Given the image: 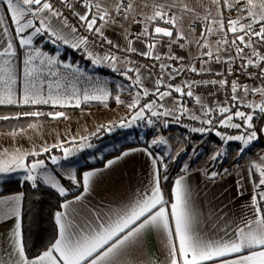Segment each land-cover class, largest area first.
Listing matches in <instances>:
<instances>
[{
  "label": "snow or ice",
  "instance_id": "1",
  "mask_svg": "<svg viewBox=\"0 0 264 264\" xmlns=\"http://www.w3.org/2000/svg\"><path fill=\"white\" fill-rule=\"evenodd\" d=\"M45 35L124 79L112 88L93 82L75 62L60 59L59 50L49 55L35 46ZM110 101L125 109L118 123L40 145L29 135L42 119L69 120V108H107ZM138 121L153 130L175 125L185 131L171 138L176 147L158 133L102 169L61 164L95 147L90 137ZM5 125L10 131L0 138L9 146L0 144V174L23 170L32 191L54 189L61 203L52 235L36 247L25 229L30 195H0V222L8 224L0 232V264H264V155L240 166L264 136V0H0ZM192 134L201 145L211 143L204 139L209 134L219 139L203 175L236 177L237 196H249L239 216L201 210L189 181V162L202 155ZM134 153L148 163L139 182L106 202H86L104 172ZM182 154L187 159L174 175ZM224 159L236 160L232 171L217 172L212 166ZM46 161L61 171L49 170ZM153 236L158 255L147 251Z\"/></svg>",
  "mask_w": 264,
  "mask_h": 264
},
{
  "label": "rangeland",
  "instance_id": "2",
  "mask_svg": "<svg viewBox=\"0 0 264 264\" xmlns=\"http://www.w3.org/2000/svg\"><path fill=\"white\" fill-rule=\"evenodd\" d=\"M46 40L48 38H45ZM50 42V41H49ZM53 46V45H52ZM56 48V51L59 50L60 55L63 53L64 48L61 47V43L58 45H54ZM56 54V53H55ZM53 54V55H55ZM50 55V54H49ZM89 61V59H87ZM69 62V61H67ZM78 66L83 68V70L90 76H93L94 80L93 82H96V78H99L100 82L107 81L108 86L110 88L114 87L115 81L120 79L118 74L108 76L100 71L101 66H94L93 64L89 63H76ZM61 71H65L63 68ZM124 79V78H123ZM81 84L83 86H88L87 82L81 78ZM121 108L117 105H109L107 108L99 107L94 110H83L79 114L69 115V120H59L51 122V123H39L38 128L36 129L35 133H33L31 130L29 131V135L33 136L34 142L36 145H40L41 143H54L57 139H64L65 137L70 138L72 135H74L70 131V127L72 125H77L81 128L80 134L81 135H88L91 132L95 131L97 127L100 125H107L112 122H119L121 118V112H119L117 109ZM104 112V113H103ZM124 117V115L122 116ZM119 128H117L113 132H107L108 135L104 136L102 135L103 132L99 134L97 139L95 137H90L91 142L95 144V147L91 149H85L75 157L70 158L66 161H61V164L65 167H73L78 170V168L82 165H85L87 163L93 162L96 159L100 158L103 154L115 150L117 147H119L122 143L126 142L129 138V133L127 131H118ZM158 129V128H157ZM117 131V132H116ZM185 130L176 127L175 125L171 126L170 129L165 130L163 128H159V131L154 135V137L159 133L166 135L170 137V143L173 145V147H176L177 141L175 139H171L174 137L179 136L182 132ZM116 132V133H114ZM111 133V134H110ZM137 133L134 134L136 137ZM185 135L187 133L185 132ZM141 137H144L143 135H139L136 139H141ZM206 141H210L211 143L203 144L201 145L199 143V140H196L197 147L200 149L202 155H200L197 159H195V167L202 168L205 171H210L209 168V157L213 154V150L217 147L219 143L214 142L210 139L209 136L204 137ZM23 145H28L27 143L21 142ZM7 146L8 143H7ZM18 146V145H16ZM163 147V146H162ZM185 147H188L185 145ZM232 148H238V144H232ZM31 148V146L29 147ZM58 152V153H57ZM57 155H60L61 153L59 150H55V153ZM258 155H264V147L259 145L258 141L253 145L252 150L248 152V155L243 157L240 161V166H245L249 163V160H257ZM95 157V158H93ZM187 158L181 155V157L178 159L179 164L181 160H186ZM48 166H50L48 169L50 170L53 168V170L56 172H60L61 169L57 166L51 165L50 161H46ZM190 163V162H189ZM236 163L235 159L229 160L224 159L221 160L220 163L213 165L212 167L217 171L221 172L223 169L227 168L229 171H232L233 165ZM24 172H16V173H10L7 174L6 177L8 178H14L16 176H23Z\"/></svg>",
  "mask_w": 264,
  "mask_h": 264
},
{
  "label": "crops",
  "instance_id": "3",
  "mask_svg": "<svg viewBox=\"0 0 264 264\" xmlns=\"http://www.w3.org/2000/svg\"><path fill=\"white\" fill-rule=\"evenodd\" d=\"M53 24L56 25V21L53 20ZM67 34V33H66ZM69 38L75 42L77 39L76 36L69 35ZM115 39V37H112ZM47 41H50L49 38ZM61 43V47L65 46L62 42H58L59 45ZM55 44V45H57ZM53 45V44H52ZM54 46V45H53ZM88 59V57H87ZM103 68V67H100ZM123 80L120 78L116 80L114 83L118 84ZM121 112V115H125V109L123 107L117 109ZM104 113V112H103ZM121 116V118H122ZM118 131H127L129 133L127 141H141L145 144H148V140L159 131L158 129L153 130L150 126H147L144 122L138 121L136 125L132 128H119ZM137 133L136 137L134 134ZM139 135H143L142 139H136ZM7 143L3 138H0V144H3L7 147ZM142 147V146H139ZM114 159V158H113ZM50 166H48L49 168ZM243 167V166H242ZM148 168L147 158L142 153H134L125 157L124 159L118 161L115 165H113L110 169H107L103 174L102 182L95 192L90 194L86 198V202H90L91 204H96L99 201H107V198L113 196V194H119L123 189L128 186L137 184L139 182V177L141 174L146 173ZM102 169V168H98ZM50 170H53L51 168ZM94 170V169H91ZM18 171V172H22ZM205 170L202 168H196L192 171V175L189 177L190 183L193 185L197 192V199L201 210L208 212H216L220 215H224L225 213L228 216L236 215L239 216L242 214L244 209V204L249 199L248 195L243 197L237 196L236 184L234 175L223 176L216 181L207 180L203 172ZM7 174H0V191L2 189V184L9 180L19 179L23 181L22 176H16L14 178L6 177ZM16 194V193H15ZM9 194V195H15ZM2 195V196H9ZM0 232H3L7 227V223L0 222ZM158 241L153 236L149 238L148 241V250L151 253L157 252Z\"/></svg>",
  "mask_w": 264,
  "mask_h": 264
},
{
  "label": "trees",
  "instance_id": "4",
  "mask_svg": "<svg viewBox=\"0 0 264 264\" xmlns=\"http://www.w3.org/2000/svg\"><path fill=\"white\" fill-rule=\"evenodd\" d=\"M45 38H49V37L45 35L43 37V40L40 41V43L35 46L41 47L43 51L48 52L50 55L55 54L56 48L52 46V44L49 41H47ZM60 59L62 60L66 59V61L75 62V63H89V61L87 60V55L84 51L73 49L70 46H65V50L60 55ZM100 71L108 76L116 75L112 73L110 69L104 67L100 68ZM112 104L114 106L116 105L114 102L110 101L109 105ZM99 107H103V105L99 103H93L92 105L89 106H82V109L69 108L66 111L68 115H74V114H79L83 110H94ZM44 110L47 111L50 109L45 108ZM51 122H54V120L42 119L41 121V123H51ZM5 131H10V129H8L6 125L0 127V132H5ZM102 132H103L102 135L104 136L108 135L107 132L105 131ZM97 137H95V139H97ZM209 137L212 141L219 143V139L217 137L214 136H209ZM189 138L194 140H199L197 134H192ZM258 143L259 145L264 147V136H262L259 139ZM138 146H147V144L139 140L126 141L122 143L119 147H117L115 150H111L103 154L100 158L96 159L95 161L80 166L78 170H91V169L103 168L104 163H106L108 159H113L116 156L120 155L121 152ZM179 167H180L179 160H177L176 164L172 165V170L174 175L178 174ZM189 168L191 171H194L196 169L195 160L189 163ZM20 191H24L28 193L31 197V205H30L31 211L27 214L25 220V229L26 231H28L31 237V243L36 247H40L50 238V236L53 233L55 227L53 214L55 213V211L58 210L59 204L61 203V199L56 194L54 189H49L46 186H44L41 188L39 192H35L29 188L28 183H26L25 181H21L19 179H14L4 182L2 184L0 195L15 194ZM36 197H39V199L37 200Z\"/></svg>",
  "mask_w": 264,
  "mask_h": 264
},
{
  "label": "built area",
  "instance_id": "5",
  "mask_svg": "<svg viewBox=\"0 0 264 264\" xmlns=\"http://www.w3.org/2000/svg\"><path fill=\"white\" fill-rule=\"evenodd\" d=\"M69 20H70V22L72 23V24H75V20H73L71 17H69ZM76 38L78 39V36H76ZM197 124L199 123V122H196ZM177 127V126H176ZM178 128H181V129H183L182 127H178ZM184 130V129H183ZM70 131L74 134V135H76L77 137H79V136H82L81 134H80V131H81V128L80 127H78L77 125H72L71 127H70ZM208 136H214L213 134H209ZM215 137V136H214ZM19 146V145H18ZM24 146V148H26V149H28V150H31V148H29L30 146H28V145H23Z\"/></svg>",
  "mask_w": 264,
  "mask_h": 264
}]
</instances>
